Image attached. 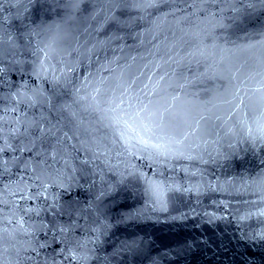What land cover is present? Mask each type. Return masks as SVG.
<instances>
[{
  "label": "water",
  "instance_id": "1",
  "mask_svg": "<svg viewBox=\"0 0 264 264\" xmlns=\"http://www.w3.org/2000/svg\"><path fill=\"white\" fill-rule=\"evenodd\" d=\"M0 264H264V0H0Z\"/></svg>",
  "mask_w": 264,
  "mask_h": 264
}]
</instances>
